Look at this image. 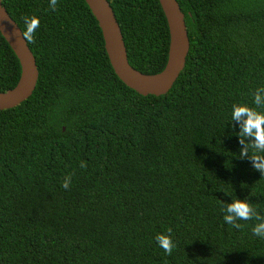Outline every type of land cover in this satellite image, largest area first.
Instances as JSON below:
<instances>
[{
  "label": "trees",
  "instance_id": "obj_1",
  "mask_svg": "<svg viewBox=\"0 0 264 264\" xmlns=\"http://www.w3.org/2000/svg\"><path fill=\"white\" fill-rule=\"evenodd\" d=\"M129 65L153 75L169 31L158 0H106ZM189 50L166 94L114 74L83 0H2L38 70L31 96L0 111V264H264L258 221L222 220L246 198L264 219V175L239 157L234 104L264 88V0H176ZM17 58L0 35V92ZM249 153L254 154L250 148ZM70 180L67 189L61 184ZM170 234L169 254L156 244Z\"/></svg>",
  "mask_w": 264,
  "mask_h": 264
},
{
  "label": "water",
  "instance_id": "obj_2",
  "mask_svg": "<svg viewBox=\"0 0 264 264\" xmlns=\"http://www.w3.org/2000/svg\"><path fill=\"white\" fill-rule=\"evenodd\" d=\"M101 30L104 49L116 77L141 96L166 94L185 66L189 50L184 15L176 0H158L169 31L167 61L157 74L147 75L134 70L128 62L120 27L112 7L106 0H83ZM0 35L5 40L20 66L19 79L14 88L0 92V111L18 106L35 89L38 70L34 56L18 27L0 0Z\"/></svg>",
  "mask_w": 264,
  "mask_h": 264
},
{
  "label": "clouds",
  "instance_id": "obj_3",
  "mask_svg": "<svg viewBox=\"0 0 264 264\" xmlns=\"http://www.w3.org/2000/svg\"><path fill=\"white\" fill-rule=\"evenodd\" d=\"M56 0H49V7L55 8ZM25 31L23 36L31 39L35 30L39 27V20L36 17L24 19ZM253 103L257 106H264V88L258 89L253 96ZM230 120L235 121L238 126L236 137L241 145L239 157L247 158L251 168L264 175V112L250 108L244 104H234L230 112ZM252 149L254 154L249 153ZM70 180L65 177L61 184L62 188L69 187ZM222 220L225 224L234 228L241 225L237 221H247L255 217L258 221L252 227V234L264 239V219L257 214L246 198H233L228 202H222ZM156 244L163 249L165 254L171 253L175 244L170 234H158L155 237Z\"/></svg>",
  "mask_w": 264,
  "mask_h": 264
}]
</instances>
